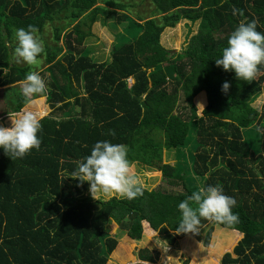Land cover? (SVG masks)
<instances>
[{
	"label": "trees",
	"instance_id": "16d2710c",
	"mask_svg": "<svg viewBox=\"0 0 264 264\" xmlns=\"http://www.w3.org/2000/svg\"><path fill=\"white\" fill-rule=\"evenodd\" d=\"M104 1L0 0V117L29 104L20 82L32 70L11 61L14 32L28 25L44 42L46 67L36 71L48 85L45 99L52 108L42 118L39 149L23 158L0 149V264H107L118 244L106 229L111 220L120 233L142 238L147 188L134 200H95L89 184L73 175L95 142L105 139L127 145L133 163L162 172L168 188L154 194L161 196L158 211L173 202L160 229L169 244L192 234L208 246L214 225L240 227L243 239L221 264H264V102L261 111L250 104L264 94V68L243 81L215 63L241 22L256 19L264 32V0H155L147 18L134 17L119 0ZM181 20L199 26L177 52L162 37ZM97 21L115 34L102 63L86 45ZM48 27L52 42L44 34ZM13 88L18 98L7 94ZM203 91L207 104L200 114ZM181 99L188 114L177 111ZM174 148L178 160L165 163L164 150ZM217 184L236 199L239 222L202 220L198 234H177L178 203L200 186ZM152 256L141 249L137 264L154 263Z\"/></svg>",
	"mask_w": 264,
	"mask_h": 264
},
{
	"label": "clouds",
	"instance_id": "9594fccd",
	"mask_svg": "<svg viewBox=\"0 0 264 264\" xmlns=\"http://www.w3.org/2000/svg\"><path fill=\"white\" fill-rule=\"evenodd\" d=\"M258 23L256 19L241 22L228 36L227 46L222 49L220 58L215 59L218 67L226 72H234L238 80L252 81L264 68V32L258 31ZM38 33L39 29L34 25L15 30L17 43L13 55L17 62L29 66L40 63L45 47ZM229 88L230 83L224 82L222 90L227 92ZM47 93L48 85L37 71H29L20 82V94L26 103ZM9 115L12 126H0V149L11 158H23L32 150L39 149L42 143V117L23 109ZM112 135L115 136V133ZM73 175L81 184H89V191L97 200L101 195L134 200L144 194V177L134 170L129 148L122 143L98 140ZM236 205V199L226 195L222 186H200L178 203L180 219L175 232L198 234L202 220L238 223V213L233 211Z\"/></svg>",
	"mask_w": 264,
	"mask_h": 264
},
{
	"label": "rangeland",
	"instance_id": "374dc122",
	"mask_svg": "<svg viewBox=\"0 0 264 264\" xmlns=\"http://www.w3.org/2000/svg\"><path fill=\"white\" fill-rule=\"evenodd\" d=\"M119 1L126 3V5L129 7L128 11L134 17H138V15H140L144 18H147L152 15L154 8L156 7L155 0ZM105 3L106 2L104 0H100L99 4L102 5ZM198 26L199 21L192 23L188 20H181L175 28H168L165 30L166 32L162 37V44L166 48L174 49L177 52L184 50L190 38L198 32ZM48 29L49 27L45 30L47 33L44 34L46 35L47 41L52 42L53 32L52 30ZM90 30L92 34L87 39L86 45L92 49L95 57L101 63L107 61L110 57L112 44L115 38L113 30L109 29L107 24L104 25L102 21L95 22ZM59 45L66 47L65 43L62 41L59 43ZM13 54L11 61L16 66L30 67L32 71H36V69L38 70L40 67H46L45 61L41 59L38 65L33 66H29L23 62H17L14 59ZM48 75V72L45 73V78L48 77ZM133 82V80H130L129 84L131 85ZM18 93L19 90L17 88H13L8 91L7 94L10 95L12 99H15L16 97L18 98ZM45 96L46 95L39 98H34V100L25 106L23 110L33 111L42 118L48 115L52 108L46 102ZM206 98V93L203 91L199 95L197 103L201 109L200 114L203 110V107L207 104ZM250 102L254 109L261 111L264 102V94L261 93L259 96L254 97V99ZM178 106L179 108L177 111H182L184 113L186 112V114H188V106L182 99L179 101ZM236 106L233 107L234 110L236 109L237 112H240L239 108ZM9 107L12 109V106ZM16 113L18 112L13 113V115ZM57 115L61 116L62 113H57ZM0 126H12L10 115L7 119L0 117ZM179 155L180 151L178 149L174 148L170 150H164V162L175 164ZM133 164L134 170L144 177V188H147L150 191V199L145 203L142 210V213L145 215L146 219V228L143 231L142 238L140 240H135L125 232L120 233V225L114 220H111V222L107 224L106 229L111 235L117 237L118 244L116 249L110 254V259L107 264L140 263L139 251L144 248L148 249L149 253L153 255L152 257L154 259V263L150 262V264H221L223 255L226 252H232L235 246L243 239L245 234L244 230L240 227L239 229L232 227L224 228V226L220 227L218 225H214L212 229L211 240L208 246L204 244L203 239L199 240L192 234H187L182 238H178L174 245L169 244L162 238V236H160V229L167 224V217L171 211L166 212V210L170 209L169 207H171L173 202L172 204L169 201L164 202V207L160 208L158 211L156 208L161 202L159 200L161 196L154 194L158 188H168L167 186H164L165 184L163 181L162 172L160 170L148 168L139 162H135ZM114 196L116 195H113L112 197ZM100 199L109 200L110 198H106L101 195Z\"/></svg>",
	"mask_w": 264,
	"mask_h": 264
}]
</instances>
